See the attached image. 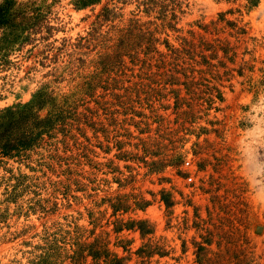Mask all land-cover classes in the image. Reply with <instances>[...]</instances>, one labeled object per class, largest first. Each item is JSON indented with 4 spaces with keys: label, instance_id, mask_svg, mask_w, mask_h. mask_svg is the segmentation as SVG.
<instances>
[{
    "label": "rangeland",
    "instance_id": "1",
    "mask_svg": "<svg viewBox=\"0 0 264 264\" xmlns=\"http://www.w3.org/2000/svg\"><path fill=\"white\" fill-rule=\"evenodd\" d=\"M4 1L32 26L0 25V108L38 90L77 99L60 128L0 156V264L52 240L70 264V243L96 236L124 264L144 242L143 264H264V0ZM134 23L126 42L151 30L154 48L100 62ZM183 38L194 60L169 58ZM130 219L151 231L116 229Z\"/></svg>",
    "mask_w": 264,
    "mask_h": 264
},
{
    "label": "trees",
    "instance_id": "2",
    "mask_svg": "<svg viewBox=\"0 0 264 264\" xmlns=\"http://www.w3.org/2000/svg\"><path fill=\"white\" fill-rule=\"evenodd\" d=\"M5 0L4 2L8 3ZM80 5L87 4L93 0H76ZM11 2L8 3V5ZM7 6H0V25L9 26L15 35L19 34L21 30L30 28L29 17L22 15L19 19L12 20L5 16ZM29 24V25H28ZM138 27L135 23L129 24L125 29V37L121 35L117 40L116 45L110 50L102 53L98 60L100 62L112 65L113 63H120L122 55L131 56L132 52L141 50L144 54L148 53L154 47L152 42L156 37H152L151 30L136 31L134 36L136 41L134 44L126 42L132 29ZM17 29V30H16ZM146 34V35H145ZM201 38V37H200ZM206 43L204 40L198 41V46ZM208 46V45H207ZM223 52H226L224 45L221 46ZM195 44L186 38H183L181 47H173L169 49L168 56L172 60L180 58L182 55H187L188 58L193 59ZM199 61L206 62V56L198 49ZM211 53L209 56L211 57ZM134 55H132L133 57ZM162 56V54H161ZM80 91L86 93L89 87L88 80L83 81ZM77 98L71 95H62L59 99L51 92L45 90H38L32 99L24 104L14 103L0 108V156H13L24 152L35 146L44 135L50 134L55 128H60L59 125L63 123L64 119L70 116L74 111L75 100ZM42 107H46L43 114L39 113ZM176 158V157H175ZM165 204H168L167 197L163 199ZM146 219H130L121 223L116 229L125 227L126 229H136L140 236H144L151 231L150 227L146 226ZM73 247L71 252L66 256L69 258L70 264L80 262L86 256H89L91 262L96 263L102 261V264H124L126 255H118L116 252L110 251L106 246V242L100 239V236L93 237L90 241H80L74 239L70 243ZM119 243H116V245ZM123 250H126V245L121 244ZM154 245L149 242H144L138 246L134 252L139 259V264H143L151 252L154 250ZM41 251L31 258L29 264H59L60 253L59 246L55 240L48 241L45 245L40 246ZM162 254V253H160ZM207 261V260H206ZM202 264V260L198 261ZM209 264V262H208ZM233 264H249L248 260L235 259Z\"/></svg>",
    "mask_w": 264,
    "mask_h": 264
},
{
    "label": "built area",
    "instance_id": "3",
    "mask_svg": "<svg viewBox=\"0 0 264 264\" xmlns=\"http://www.w3.org/2000/svg\"><path fill=\"white\" fill-rule=\"evenodd\" d=\"M183 162H184V164H187V166H188V173H187L186 177L189 178L190 177V175H189L190 171L193 169L194 165L188 159H185Z\"/></svg>",
    "mask_w": 264,
    "mask_h": 264
}]
</instances>
